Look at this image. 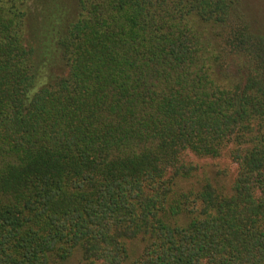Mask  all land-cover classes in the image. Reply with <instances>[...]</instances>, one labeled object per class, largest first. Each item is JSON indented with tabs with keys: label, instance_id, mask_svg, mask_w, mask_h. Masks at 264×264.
I'll return each instance as SVG.
<instances>
[{
	"label": "trees",
	"instance_id": "16d2710c",
	"mask_svg": "<svg viewBox=\"0 0 264 264\" xmlns=\"http://www.w3.org/2000/svg\"><path fill=\"white\" fill-rule=\"evenodd\" d=\"M245 17L0 0V264H264V33ZM190 156L228 159L229 190Z\"/></svg>",
	"mask_w": 264,
	"mask_h": 264
},
{
	"label": "rangeland",
	"instance_id": "374dc122",
	"mask_svg": "<svg viewBox=\"0 0 264 264\" xmlns=\"http://www.w3.org/2000/svg\"><path fill=\"white\" fill-rule=\"evenodd\" d=\"M246 10L245 20L251 27L252 31L264 33V0H243ZM34 11L25 21V38L35 46L33 34L38 31L39 19L34 17ZM195 163L196 171L194 179L201 180L203 178L216 184L224 191H228L235 176V167L226 158L219 159H194L190 156V162ZM182 186H187L182 184ZM133 246V245H132ZM140 246V245H139ZM139 246L137 245L136 250ZM66 264H79L78 257L74 254Z\"/></svg>",
	"mask_w": 264,
	"mask_h": 264
}]
</instances>
